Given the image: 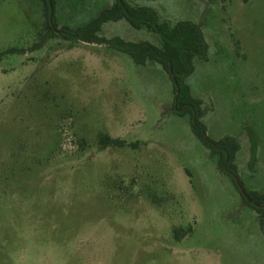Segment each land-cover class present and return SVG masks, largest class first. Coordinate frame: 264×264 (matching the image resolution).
I'll return each mask as SVG.
<instances>
[{"label":"rangeland","instance_id":"1","mask_svg":"<svg viewBox=\"0 0 264 264\" xmlns=\"http://www.w3.org/2000/svg\"><path fill=\"white\" fill-rule=\"evenodd\" d=\"M53 1L51 19L44 0H0V264H264V219L174 111L169 71L63 36L114 0ZM126 1L201 25L186 84L264 193V0ZM102 35L161 42L125 20Z\"/></svg>","mask_w":264,"mask_h":264},{"label":"trees","instance_id":"2","mask_svg":"<svg viewBox=\"0 0 264 264\" xmlns=\"http://www.w3.org/2000/svg\"><path fill=\"white\" fill-rule=\"evenodd\" d=\"M49 17L52 19L50 1L44 0ZM54 5V1L51 0ZM154 1V0H148ZM54 20V19H53ZM125 20L135 30L146 29L156 33L161 38L159 45L150 42H130L120 37L107 38L102 35V28L109 22ZM64 37L68 40L77 39L86 43L105 44L107 47L128 55L136 65L144 66L148 62L161 65L172 75L174 85L173 109L180 116L191 117L192 132L200 143L210 150L213 158L217 160L219 170L229 177L238 176L236 155L240 145L236 138L226 136L218 141L212 140L206 133V125L202 121L204 115L202 101L191 94L186 79L194 70V60H207L208 44L205 40L201 25L189 20L178 21L175 24L161 22L154 9L145 6H133L126 0H114L112 6L105 8L98 15L91 18L84 25L74 30L64 28ZM239 47V46H238ZM10 50L8 52H13ZM4 53H0V59ZM177 82V85L175 84ZM99 144L102 149L110 147H124L126 142L101 134ZM234 179V178H233ZM234 184L242 195L243 201L255 209L264 219V193L250 192L245 189L250 201L242 194L236 181ZM175 229V237L187 235L191 232Z\"/></svg>","mask_w":264,"mask_h":264},{"label":"water","instance_id":"3","mask_svg":"<svg viewBox=\"0 0 264 264\" xmlns=\"http://www.w3.org/2000/svg\"><path fill=\"white\" fill-rule=\"evenodd\" d=\"M49 1H50L51 9L53 10L52 2H51V0H49ZM175 84L177 85L176 81H175ZM236 182H237V185L240 187L242 194L250 201V198L248 197V194L246 193L245 189L241 187L240 181L238 179H236Z\"/></svg>","mask_w":264,"mask_h":264}]
</instances>
